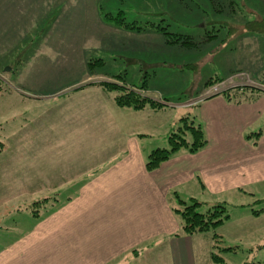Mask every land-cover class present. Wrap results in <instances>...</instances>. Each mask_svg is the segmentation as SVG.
<instances>
[{
  "label": "crops",
  "instance_id": "crops-1",
  "mask_svg": "<svg viewBox=\"0 0 264 264\" xmlns=\"http://www.w3.org/2000/svg\"><path fill=\"white\" fill-rule=\"evenodd\" d=\"M94 13L97 31L83 35L86 48L115 41L110 30H120ZM246 37L235 49L245 52L250 40L255 57L259 39ZM238 65L230 74L250 72L244 60ZM82 82L27 91L52 102L18 128L12 155L0 157V264H201L212 257L213 239L182 234L175 194L206 207L225 204L253 224L261 216L250 202L264 198V91L170 105L193 109L207 144L196 154L181 149L150 172L148 156L166 148L180 119L165 127L166 108H120L103 87L79 89ZM52 195L66 198L44 217L25 210Z\"/></svg>",
  "mask_w": 264,
  "mask_h": 264
},
{
  "label": "rangeland",
  "instance_id": "rangeland-1",
  "mask_svg": "<svg viewBox=\"0 0 264 264\" xmlns=\"http://www.w3.org/2000/svg\"><path fill=\"white\" fill-rule=\"evenodd\" d=\"M95 9L102 19L105 14L113 17L124 14L127 22H137L145 30L111 29V36L116 32L115 41L109 38L100 45L89 41L86 48L83 35L93 36L97 31L96 25L89 22L97 17ZM159 27L174 35L190 37L198 46L169 44V37ZM253 34L260 43L258 52L255 48V57L250 40L245 52L238 54L235 49L238 40ZM250 58L256 62L255 66L249 62ZM82 60L91 63L90 68L83 66ZM239 60H244L242 67L250 72L230 74L237 69ZM262 68L264 0H0V142L3 143L0 157L12 155L18 128L27 126L31 114L39 113L52 102L35 101L27 91L51 93L83 79L79 89L104 82L122 84L119 77L135 87L146 82V91L153 96L146 91L137 90L138 93L165 106V127L180 119L171 128L175 132L183 127L184 118L193 117V109L182 106L193 105L199 95L200 100H205L236 88L264 91ZM211 78L220 80L206 86ZM165 147L170 146L167 143ZM63 196L59 199L52 195L36 201L45 203L35 206L40 215L36 218L59 208L66 198ZM193 200L201 204L198 208L201 213L213 207ZM36 202L25 207L32 216ZM253 202L250 207L261 215L254 224L248 220L251 217L239 220L238 209L227 206L230 220L215 232L203 233L212 239L214 234L221 238L213 240V255L210 259L202 257L201 264H264V198L261 203ZM178 206L185 207L179 201ZM203 249L206 251L205 245Z\"/></svg>",
  "mask_w": 264,
  "mask_h": 264
},
{
  "label": "trees",
  "instance_id": "trees-1",
  "mask_svg": "<svg viewBox=\"0 0 264 264\" xmlns=\"http://www.w3.org/2000/svg\"><path fill=\"white\" fill-rule=\"evenodd\" d=\"M124 15V14H123ZM119 14L117 16H112L109 14L103 15V19L107 24L115 26L119 29L125 31H136L141 32L145 30V27L140 26L137 22H127L126 18ZM160 30L164 31V35L168 38L167 42L169 44H183L187 47L198 46V43H194L192 38L182 36V35H174L168 33L165 28L159 27ZM214 37V36H213ZM212 37V38H213ZM88 68H90L91 63H88ZM122 79L118 80V82H122V84L116 82H104L100 84L108 93L114 92V102L120 108H132L134 110H143L146 107L155 110H162L165 108L164 105L159 102L146 98L138 93L137 90L146 91L147 84L146 82L141 86H130L128 85L122 77ZM218 78H211L206 86L214 84L219 81ZM259 90L251 87L244 88H236L232 91H227L223 93L222 96L231 99L238 94H246L258 92ZM260 92V91H259ZM258 92V93H259ZM184 122L183 127H179L177 131L174 130L170 133L168 137L169 148H159L154 150L147 159L146 168L148 171L152 172L158 169L163 163L169 161L172 156L181 149H186L188 152L192 154H196L200 152L207 144V138L203 131V128L200 124L196 123L194 118H184L182 120ZM262 131L254 134L255 143L261 137ZM189 137V139L187 138ZM3 146V143L0 142V148ZM1 151V149H0ZM180 204L184 205L183 209L176 208L175 213L179 216L182 226V234L188 236H194L203 233L215 232V229L220 225L224 224L226 221L230 219V214L227 205L219 204L211 207L207 212L201 213L198 211L200 207V203L196 200L189 201L190 203L183 201L179 198L177 194H175ZM47 205V200L45 201ZM45 203L36 202L33 204L32 210L35 217H39V211L36 210L35 206L41 207ZM254 215H258L259 212L253 210ZM213 240L218 241L221 236L214 234ZM213 255V254H212Z\"/></svg>",
  "mask_w": 264,
  "mask_h": 264
},
{
  "label": "built area",
  "instance_id": "built-area-1",
  "mask_svg": "<svg viewBox=\"0 0 264 264\" xmlns=\"http://www.w3.org/2000/svg\"><path fill=\"white\" fill-rule=\"evenodd\" d=\"M215 91H217V89H216ZM217 92H218V91H217ZM209 94H211V93H209Z\"/></svg>",
  "mask_w": 264,
  "mask_h": 264
}]
</instances>
